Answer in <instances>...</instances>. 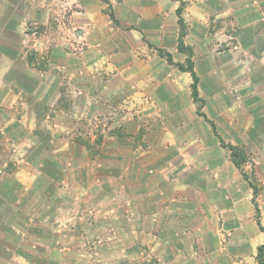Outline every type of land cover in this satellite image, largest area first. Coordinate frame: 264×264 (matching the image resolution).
<instances>
[{"label": "crops", "instance_id": "obj_1", "mask_svg": "<svg viewBox=\"0 0 264 264\" xmlns=\"http://www.w3.org/2000/svg\"><path fill=\"white\" fill-rule=\"evenodd\" d=\"M45 1L37 0L33 9L45 6ZM65 1L70 4L77 32L87 39L86 47L83 52H66L59 41L49 51L48 46L43 47L45 42L37 39L33 43L37 51L29 55L30 63L22 68L23 77L36 78L37 84L34 91L22 86L19 93L23 96L32 91L39 98L48 85L49 75L59 86L64 76L68 78L70 102L67 109L57 103L53 119H69L67 129L64 123L56 121L74 138L71 141L74 144L78 138L88 139L91 145L92 141L99 140L94 147L66 149L68 187L70 192L71 188L82 191L74 196V204L83 201L86 212L79 215L75 211L58 217L57 220L67 219L70 223L66 229L67 224L62 222L59 225L64 224L63 228L54 229L49 252L44 250L48 247L44 239H38L37 255L29 254L22 239L18 256L1 253V262L259 264L245 251V245H221V237L231 229L234 235L247 236L246 215L238 213L237 204L251 205L253 195L230 150L220 143L233 142L229 140L233 139L230 131L238 133L232 105L226 109L230 115L221 119L211 118L206 112L213 100L216 108L221 103L225 108L224 97L230 99L225 91L221 92V81L214 73L215 64L201 62L212 61L219 55L198 50L200 42L214 47L208 31L193 46L199 96L205 99L201 109L207 114L205 118L198 114L192 96V73L180 69L160 53V49L169 52L174 61L182 63L187 58L178 52L180 34L173 17L177 9L174 1ZM245 3V0H191L185 9L194 19L192 28L196 24L205 29L209 10L216 18L226 13L237 17L247 7ZM256 3L257 0L253 5ZM10 5L11 0H0V8ZM227 17L221 23H231L232 18ZM240 18L239 35L245 27L251 31L247 33L249 39L243 32L236 44V48L244 49V54L232 48L233 60L247 59L248 48L260 36L254 25L259 18L246 20L243 15ZM4 21L0 23L1 36L9 29L7 17ZM77 32L74 38L68 41L65 38L64 45L69 40L75 42L79 37ZM9 38L5 33L4 40L0 41V60L13 64L16 59L10 53ZM46 60L48 64H44ZM9 73L7 67H0V76ZM2 88H6V95L0 103L13 106L9 104L8 95L13 96L7 80L0 79V91ZM54 95L59 98L60 91L56 89ZM110 109L116 112L115 116L108 115ZM106 120L118 128L107 132L104 127L103 136L99 137L91 124L104 125ZM80 124L86 125L85 131H78ZM240 128L245 130L243 126ZM97 189L102 195L95 194ZM104 222H107L105 226ZM0 246L9 249L7 241H0Z\"/></svg>", "mask_w": 264, "mask_h": 264}, {"label": "rangeland", "instance_id": "obj_2", "mask_svg": "<svg viewBox=\"0 0 264 264\" xmlns=\"http://www.w3.org/2000/svg\"><path fill=\"white\" fill-rule=\"evenodd\" d=\"M36 1L11 0L9 7L0 8V12H3L0 15V23L4 24V19L7 17L9 29L5 33L10 37L9 44L12 47L10 53L16 59L13 64L0 60V67L10 69V75L0 76V79L7 80V87H11L10 94L13 96L10 98L8 95L9 100L11 99L9 104H13V106L6 107L0 103V241H7L9 248L4 250L0 246V256L1 253L3 256L4 254L7 256L8 253H10V257L11 255L18 256L20 250L18 247L22 239L29 249L27 252L29 254L37 255L36 242L38 239H44L45 246H48L44 250L49 252L53 246L51 240L54 239V229L63 228L64 224H67L66 229L70 223L67 219L57 220L58 217L70 215V212L74 213L75 211H78L79 215H84L86 211L82 208L83 201L74 204V196L82 191L78 188H71L70 192L68 187L70 172L67 165L66 149L76 146L78 149L94 147L99 142V140L92 141L91 145L88 139L78 138L75 139L77 144H74L71 142L74 138H71L66 130L61 129V124L58 125V121H61L66 128L69 119L66 117L53 119L56 110H58L56 104L59 103L60 107L66 108L70 102L71 97L67 92L70 83H68L67 77L64 76L61 79L59 86L48 74V85L39 98L32 94V91L23 96L19 93L22 86L33 91V88L36 87L37 79L30 76L23 77L22 68L24 64L30 63V60H27L29 55L33 51H37L33 46L37 39L45 42L43 47L48 46L49 48L46 49L49 51L57 47L60 41L62 43L60 45L66 52H77L72 48L73 40H69L64 45L65 38L67 41L74 38L75 32L78 31L74 25V17L71 15L70 4L65 0H46L45 6L33 9L36 6ZM172 1H174L173 6L177 5L173 17L176 24L179 25V34L181 27L177 11L180 7L185 21L184 44L187 50L179 49L178 52H183L188 58L189 50L192 49L193 59L196 54L194 47L202 38V33L206 34L208 31L207 35L212 39L214 47L211 48V45L200 42L198 50L199 52L213 51L215 54H219L212 61L202 60L201 62L215 64L216 72H213L215 77L221 81V92L230 95L231 101L226 96L224 97L225 108L222 107L221 102V107L216 108L213 105V100L208 103L207 110L206 108L205 110L211 118L221 119L230 115L226 109L229 104L232 105L233 116L237 120L235 126L238 133L230 131L233 139L229 140L233 142L220 141V143L230 150L235 166L246 181L247 189H251L253 195L251 205L237 204L238 213L246 215L247 236L234 235L231 229L221 237V245H245V251L259 264H264V0H257L255 6L253 2L256 0H245V6L248 8H243L241 13H238L239 16L236 15L237 17L233 13H226L224 16L216 18L214 12L209 10L210 19H208V26L205 29L196 24L194 28L191 26L194 19L191 13L185 9L191 0ZM48 3H50L49 6ZM240 15H243V19L246 20H250L252 17L259 18L255 20L256 24L254 25L260 36L248 48L247 59L233 60L231 59L232 48L236 51L241 50V54H244V49L236 48V44L238 40L242 39L243 32L248 38L247 33L250 30V27H245L244 30L240 29L242 31L239 35L238 22L242 19ZM227 16L232 18L231 23L229 21L227 24L221 23L222 20L228 18ZM16 29H20V31L18 32ZM28 31L31 32L28 33ZM5 33L2 32L3 37ZM2 36L0 34V41L4 40ZM214 40L217 42H213ZM246 47L248 46L246 45ZM253 47L254 49H252ZM220 51L223 53H219ZM186 59L183 62L185 66L188 65ZM193 62L195 65L194 60ZM46 63L49 62L46 60L44 64ZM174 63L182 62L174 61ZM54 89L60 91L59 98L54 95ZM5 95L6 88H2L0 102ZM49 99L52 101H48ZM194 102L197 104L198 114L206 118L207 114L204 111L201 112L205 99L199 96L198 101L194 99ZM216 110L219 114L215 112ZM108 113V115H114L116 112L110 109ZM241 126L245 127V130H242ZM78 127V131L86 130V125L80 124ZM104 127L107 132L109 129H111L109 131H115V128H118L116 124L109 125L107 120L104 125L100 124L95 127L91 124V128L101 135L99 137L103 136L102 129ZM139 144H143V142ZM229 145L237 147L235 157ZM236 160L239 164L236 163ZM95 194L102 195V191L97 189ZM61 222L64 223L63 226L59 225ZM106 223L104 222V226ZM111 223H118V221ZM1 259L2 257H0V264L7 263H2Z\"/></svg>", "mask_w": 264, "mask_h": 264}, {"label": "trees", "instance_id": "obj_3", "mask_svg": "<svg viewBox=\"0 0 264 264\" xmlns=\"http://www.w3.org/2000/svg\"><path fill=\"white\" fill-rule=\"evenodd\" d=\"M177 12L179 15V24L181 27V33L179 36V49L182 51H186L187 49H186L185 44H184V37L186 36V32L184 31L185 30V21H184V18L182 16V8L181 7L178 8ZM111 14H112V17H114L113 13H111ZM160 53L163 56H166L168 61H170L171 63H174V60H173L171 53L164 52L163 50H160ZM192 56H193V50L190 49L188 58L186 59L187 64H188L187 66H185L183 63H174V64L177 65L180 69L187 70V71H190L192 73V75L194 77V82L192 85V93H193L194 99L198 101V99H199V89H198L199 77L196 74V71L194 69V62H193ZM229 147L234 152V157H235L237 154L236 153L237 147H235L233 145H229ZM236 163L239 164V162H237V160H236ZM256 193H257V191H256Z\"/></svg>", "mask_w": 264, "mask_h": 264}, {"label": "built area", "instance_id": "obj_4", "mask_svg": "<svg viewBox=\"0 0 264 264\" xmlns=\"http://www.w3.org/2000/svg\"><path fill=\"white\" fill-rule=\"evenodd\" d=\"M78 33V32H77ZM78 38L77 40L73 43L74 45L72 46V48L77 51V52H83V50L86 47V39L85 37L82 35V33H78Z\"/></svg>", "mask_w": 264, "mask_h": 264}]
</instances>
